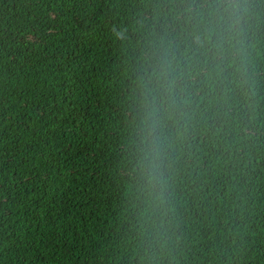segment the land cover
I'll return each instance as SVG.
<instances>
[{
	"label": "trees",
	"instance_id": "16d2710c",
	"mask_svg": "<svg viewBox=\"0 0 264 264\" xmlns=\"http://www.w3.org/2000/svg\"><path fill=\"white\" fill-rule=\"evenodd\" d=\"M234 2L242 30L218 0H0V264H264V0Z\"/></svg>",
	"mask_w": 264,
	"mask_h": 264
},
{
	"label": "clouds",
	"instance_id": "9594fccd",
	"mask_svg": "<svg viewBox=\"0 0 264 264\" xmlns=\"http://www.w3.org/2000/svg\"><path fill=\"white\" fill-rule=\"evenodd\" d=\"M216 11L220 16L221 21L227 25L229 30L236 28L237 25H240L242 30L244 17L248 14V8L246 6H242L241 3L234 2V0H218ZM157 139H159V137H157ZM145 158L149 160V182H159L156 175V161L159 159L158 149L149 148Z\"/></svg>",
	"mask_w": 264,
	"mask_h": 264
}]
</instances>
